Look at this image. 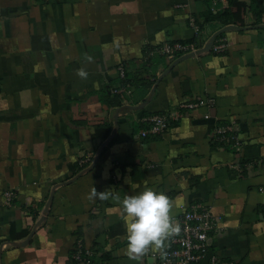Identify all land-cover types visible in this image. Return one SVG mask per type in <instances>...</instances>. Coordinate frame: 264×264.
Masks as SVG:
<instances>
[{
  "label": "crops",
  "instance_id": "crops-1",
  "mask_svg": "<svg viewBox=\"0 0 264 264\" xmlns=\"http://www.w3.org/2000/svg\"><path fill=\"white\" fill-rule=\"evenodd\" d=\"M191 39L196 53L146 63L151 47ZM121 65L130 85L116 93ZM200 98L214 104L140 135L146 117ZM231 122L237 146L215 136ZM262 159L264 0H0V264H73L79 238L106 264H158L155 247L126 254L120 201L145 188L172 199L173 217L208 207L223 227L214 250L264 264Z\"/></svg>",
  "mask_w": 264,
  "mask_h": 264
},
{
  "label": "built area",
  "instance_id": "built-area-1",
  "mask_svg": "<svg viewBox=\"0 0 264 264\" xmlns=\"http://www.w3.org/2000/svg\"><path fill=\"white\" fill-rule=\"evenodd\" d=\"M190 21L195 29L196 37H199L200 27L196 23V18L191 17ZM227 47L228 41L225 38H219L212 48L219 53L225 51ZM198 49V41L195 40L187 42L179 40L164 41L147 51L145 61L149 64L152 58L160 56L174 59L182 54L196 53ZM119 75L122 81L114 89L116 93L123 92L130 85L123 65L119 67ZM212 104H214L212 98L194 99L181 102L170 111L150 115L145 118L148 127L142 128L140 135L144 137L159 135L172 123L179 122L186 112ZM205 116L209 117L210 115L206 113ZM215 136L220 141H232L236 146L240 143L239 129L233 122L215 127ZM234 165L240 172L246 169L240 161L235 162ZM246 165L247 167L253 166V164ZM257 165L264 168V159L258 161ZM16 196L17 192L15 190H6L3 193L2 203L12 205ZM220 221L221 217L215 215L206 206L192 205L190 208L184 207L181 214L174 217V222L181 225L180 233L169 238V244L163 252L161 250L152 251L151 257L155 258L158 264H231L230 261L222 258L214 250L216 235L223 231ZM71 258L73 264H106L105 260L98 256L97 251L86 246L81 238L77 240Z\"/></svg>",
  "mask_w": 264,
  "mask_h": 264
},
{
  "label": "clouds",
  "instance_id": "clouds-1",
  "mask_svg": "<svg viewBox=\"0 0 264 264\" xmlns=\"http://www.w3.org/2000/svg\"><path fill=\"white\" fill-rule=\"evenodd\" d=\"M80 74L84 75L83 72ZM111 195V190L98 192L93 187L91 198L106 200ZM120 203L127 216L126 254L133 260H139L149 247L163 252L168 239L181 231V225L174 222L172 216L174 202L164 192L145 188L125 196Z\"/></svg>",
  "mask_w": 264,
  "mask_h": 264
},
{
  "label": "water",
  "instance_id": "water-1",
  "mask_svg": "<svg viewBox=\"0 0 264 264\" xmlns=\"http://www.w3.org/2000/svg\"><path fill=\"white\" fill-rule=\"evenodd\" d=\"M217 34H218V33H215V35L211 38L210 43L206 46L207 49H210V48H211L212 43H213V40L215 39V37H216Z\"/></svg>",
  "mask_w": 264,
  "mask_h": 264
},
{
  "label": "trees",
  "instance_id": "trees-1",
  "mask_svg": "<svg viewBox=\"0 0 264 264\" xmlns=\"http://www.w3.org/2000/svg\"><path fill=\"white\" fill-rule=\"evenodd\" d=\"M239 5H240V4H239ZM225 13H229V10H226ZM191 40H193V39H191Z\"/></svg>",
  "mask_w": 264,
  "mask_h": 264
}]
</instances>
